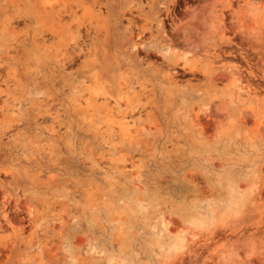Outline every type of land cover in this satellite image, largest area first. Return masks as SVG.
<instances>
[{"label": "rangeland", "instance_id": "obj_1", "mask_svg": "<svg viewBox=\"0 0 264 264\" xmlns=\"http://www.w3.org/2000/svg\"><path fill=\"white\" fill-rule=\"evenodd\" d=\"M0 264H264V0H0Z\"/></svg>", "mask_w": 264, "mask_h": 264}, {"label": "bare ground", "instance_id": "obj_2", "mask_svg": "<svg viewBox=\"0 0 264 264\" xmlns=\"http://www.w3.org/2000/svg\"><path fill=\"white\" fill-rule=\"evenodd\" d=\"M206 18H207V17H206ZM203 20H204V18H203ZM203 20H202V21H203Z\"/></svg>", "mask_w": 264, "mask_h": 264}]
</instances>
